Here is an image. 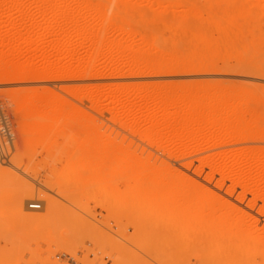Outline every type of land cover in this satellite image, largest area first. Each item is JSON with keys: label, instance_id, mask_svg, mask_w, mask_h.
Listing matches in <instances>:
<instances>
[{"label": "bare ground", "instance_id": "obj_1", "mask_svg": "<svg viewBox=\"0 0 264 264\" xmlns=\"http://www.w3.org/2000/svg\"><path fill=\"white\" fill-rule=\"evenodd\" d=\"M0 10L23 19L0 32V86L9 87L17 123V164L39 147L57 151L65 139L66 165L51 171L56 190H120L114 176L125 190H158L146 212L136 210L138 232L148 213L157 239L162 212L165 236L192 239L204 264H264V0H0ZM35 30L48 47L32 40ZM198 72L245 81L78 84L69 85V100L47 87L13 88ZM6 190H26L18 199L28 200L39 189L0 176V214L15 197ZM41 195L46 219L13 244L81 226ZM113 209L117 220L125 213Z\"/></svg>", "mask_w": 264, "mask_h": 264}, {"label": "rangeland", "instance_id": "obj_2", "mask_svg": "<svg viewBox=\"0 0 264 264\" xmlns=\"http://www.w3.org/2000/svg\"><path fill=\"white\" fill-rule=\"evenodd\" d=\"M0 10V32H5L9 23H22L20 17L14 14H5ZM0 33V34H1ZM22 34H25L22 32ZM32 40L38 44L44 41L45 47L49 46V38L42 36L40 30H35ZM241 51V47L237 45ZM230 79L242 83L245 76L240 74H224L198 72L195 74H157V75H105L100 78L86 80H59L41 83L31 82L13 87H47L67 100H69V85H112L141 82H174V81H209ZM7 86H0V116L3 117L5 126L0 124V176L11 180L23 188L34 186L32 199L18 198L25 195L26 190L11 191L15 196L3 205L4 213L0 214V264H204L198 246L191 241L189 244L181 243L178 233L169 239L165 236L166 227L163 224L162 212L158 215L161 224L159 233L153 234V221L149 214H143V228L137 231L136 210L141 207L144 212L149 207L153 196L161 198L160 191L153 190H125L122 178L114 176L112 183H118L120 190H56L52 169H62L69 157L68 146L65 139H58L59 148L50 154L37 148L31 156L22 157V162L17 164L21 153L15 150L17 140V123L11 114V104L5 98ZM83 111L92 115L87 102ZM105 131V128L101 129ZM4 139V141H3ZM145 156V155H144ZM143 156V157H144ZM40 192V193H39ZM43 193L49 201L55 202L57 211L64 215L72 216L81 224L69 233L65 228L53 231L34 232L26 239L19 240L16 244L12 241L18 239L27 229L33 228L38 221L44 220L48 214V204L42 199ZM65 195V196H63ZM100 207L94 202H103ZM38 203L39 210L27 209L28 203ZM87 207L78 208L76 204H85ZM247 200L242 205L246 206ZM121 205L125 213L120 219L109 216L108 211H115V206ZM145 208V209H144ZM118 212V211H117ZM257 209L253 210L256 213ZM13 214L20 215L17 220ZM259 262V259H257Z\"/></svg>", "mask_w": 264, "mask_h": 264}, {"label": "built area", "instance_id": "obj_3", "mask_svg": "<svg viewBox=\"0 0 264 264\" xmlns=\"http://www.w3.org/2000/svg\"><path fill=\"white\" fill-rule=\"evenodd\" d=\"M0 124H2V128H4V126H5V122H4L3 117H1V116H0ZM40 207H41V205L38 204V203H34V202H32V204H31V203L28 204V208H29L30 210H39Z\"/></svg>", "mask_w": 264, "mask_h": 264}, {"label": "snow or ice", "instance_id": "obj_4", "mask_svg": "<svg viewBox=\"0 0 264 264\" xmlns=\"http://www.w3.org/2000/svg\"><path fill=\"white\" fill-rule=\"evenodd\" d=\"M262 83H264V80H262Z\"/></svg>", "mask_w": 264, "mask_h": 264}]
</instances>
